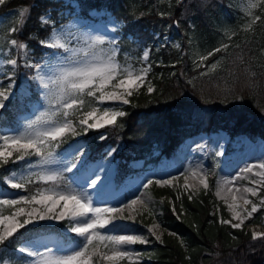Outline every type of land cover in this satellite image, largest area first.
I'll use <instances>...</instances> for the list:
<instances>
[{
	"label": "snow or ice",
	"instance_id": "6c2138e0",
	"mask_svg": "<svg viewBox=\"0 0 264 264\" xmlns=\"http://www.w3.org/2000/svg\"><path fill=\"white\" fill-rule=\"evenodd\" d=\"M6 2L0 0V6ZM178 2L183 3V0ZM202 2L206 4L207 0ZM260 4H264V0H247L244 5L243 11L248 21L243 27L244 31L251 30L264 18V13H254ZM69 7L70 15L75 14L76 7ZM97 11L90 9L89 13L95 14ZM18 15L17 26L8 29L4 37L9 51L4 53L6 58L0 59V77L8 83L5 85L0 79V110L6 111L5 102L15 95L13 90L19 65L17 58L10 55L11 49H15L23 58V67L33 70L34 74L28 79L35 85L37 101L31 115L24 117L18 127L0 126V167L10 162H25L20 170L12 169L4 177L7 189L17 192L11 196L7 192L0 194V247L7 248L6 241L26 226L35 227L40 222H66V233H72L75 237L65 236L67 246L53 242L46 244L41 251L31 242H25L15 251L31 259L17 261L16 264H122L125 260L128 264H139L138 257L142 254L131 250L130 246L148 244L150 241L137 234H117L121 226L114 221H134V216L141 214V210L153 214L150 198L143 199L141 193L123 203H109L105 198V189L111 175L110 165L101 163L93 166L84 143L70 144L63 152L57 150L67 143L68 137L75 138L87 135L90 130L117 126L119 118L127 113L114 105L130 104V98L146 86L151 71V65L146 62L151 50L142 51L138 58L142 66L137 68L127 53L121 62L119 41L116 36L108 34L107 26L99 34L96 29L86 30V26L74 18L68 25L58 28L47 14L40 17V22L42 26L50 27V32L39 43L51 51L45 52L40 61L33 62L28 59V44L10 38L22 32L30 9L24 8ZM109 23L110 31L117 32L118 22L109 18ZM226 34L231 39L234 33ZM228 47L225 43L201 56L200 63H196L195 67H204V61L226 51ZM218 63L212 64L202 75L214 71ZM146 90L149 94L155 91L150 82ZM3 114L0 111V116ZM97 139L102 141L107 136L101 134ZM115 152V148L109 149L107 156L111 157ZM216 155L221 156L223 152L217 151ZM256 168L259 171H254ZM241 172L260 177L259 181L251 183L264 186V162L247 165ZM182 175L186 189L189 187V175L198 179L205 190L209 187L207 172L186 169ZM237 178L242 177L219 181L216 190L217 197L223 200L231 217L227 220L221 218L220 223L232 229H242L245 222L264 207V197L256 204L246 195L238 196L240 188L233 191L232 186ZM179 179L180 176L175 175L169 179L146 178L140 187L148 189L153 184L173 186ZM33 184L39 186L30 190L28 186ZM242 192L258 195L257 189L252 187H244ZM5 209L12 211L6 215ZM159 229L160 225L155 223L148 228L156 241H161ZM251 239L264 242V232L254 230ZM10 259L0 254V264H10Z\"/></svg>",
	"mask_w": 264,
	"mask_h": 264
},
{
	"label": "trees",
	"instance_id": "16d2710c",
	"mask_svg": "<svg viewBox=\"0 0 264 264\" xmlns=\"http://www.w3.org/2000/svg\"><path fill=\"white\" fill-rule=\"evenodd\" d=\"M75 1L84 15L93 7L105 6L121 19L119 43L123 49L133 45L138 51L146 45L152 49L148 77L155 91L149 94L146 84L130 98V104L121 107L127 115L119 118L117 126L90 130L85 135H94L89 140L94 152H101L107 145L121 146L117 153L119 176L131 170L130 159L149 151L153 144H159L161 152L169 153L184 136L201 131L224 129L230 136L245 134L251 139L264 140V18L249 31L234 32L229 47L223 51L222 64L208 75L194 74L189 82L184 78L194 63L189 46L192 44V50L199 46L197 50L205 55L224 44L221 29L234 17L232 9L228 8L227 13L224 9L229 0H207L206 4L202 0H183V3L178 0ZM59 5L57 0H7L0 6V14L30 9L22 32L13 38L28 44V59L32 57L33 62H38L48 51L39 41L47 37L50 27L42 26L40 17L47 11L55 12ZM222 12L223 18H220ZM261 13H264V4L258 8V15ZM166 25L172 29V36L185 44L183 54L171 57L169 43L158 42ZM183 61L188 65L184 69L180 68ZM31 91L35 95L33 85ZM21 104L17 97L7 101L6 111L0 110L4 113L0 116V125H14ZM101 133L107 139H97ZM12 165L10 162L0 167V178ZM208 183L207 190L201 189L195 194L190 191L177 194L168 186L153 187L156 193L168 194L159 215L166 234L161 241L152 238V244L147 247L153 264H264V242L252 241V233L244 227L232 229L220 223L218 214L223 207L212 191L213 180ZM260 213H264V208ZM64 223L26 226L6 241V250L14 251L22 240L41 229L62 234ZM17 261L20 260L16 258L10 263Z\"/></svg>",
	"mask_w": 264,
	"mask_h": 264
},
{
	"label": "rangeland",
	"instance_id": "374dc122",
	"mask_svg": "<svg viewBox=\"0 0 264 264\" xmlns=\"http://www.w3.org/2000/svg\"><path fill=\"white\" fill-rule=\"evenodd\" d=\"M57 1L60 3V5L57 7L55 12L50 13L49 11H47L43 14V15L50 14L51 19L55 21L56 27L59 28L61 25H68L70 20L74 18H78L80 24L86 26V30L96 29L99 30V34H102L105 26H107L109 28L108 34L116 36V38L119 41L120 31L123 21L121 19L116 18L114 14L111 12V10H109L107 7L105 6H102L100 8L94 7L91 9L98 10L97 13L91 14L88 11L86 15H83L77 1L75 0H57ZM246 3L247 0H229L225 3L226 4L224 6L225 12L226 13L228 12V8L232 9V15H234V17L233 20L229 22L225 28L224 25L221 29L225 35V39L223 40L224 44L231 43V39H229V36L226 33L232 34L238 31L239 29H243L245 23L248 22L243 11L244 5ZM69 5L76 7L75 14L70 15L71 9ZM258 8L254 10V13L257 15H258ZM21 10L23 9L19 8L18 10L14 9L9 13L7 12L5 14H0V59L6 58L4 56V53L6 51H9V46L6 40L4 39V37L8 32V29H10L13 26H16V24L18 23L19 21L18 13ZM219 17L223 18V12L220 14ZM109 18L118 22V31L115 33H112L110 31L111 24L109 23ZM171 30L172 29L166 25L164 34L162 36H158V33H156V36H158V42L169 43L168 44L170 46L169 52L171 53V57H173V54L184 53L182 49L185 44H181L179 40L174 38L172 36V33L170 32ZM10 38H13V36H11ZM155 45L157 46L163 44H155ZM191 45L192 44H190L189 46L190 47L189 55H191V57L193 58L194 63H192V71L187 70V73L186 72L184 73L185 80L189 82H191V77L194 74L204 73L205 71H207L208 67H210L214 63H217L218 61L219 63L217 64L216 67L217 69L222 64V60L224 58V52L222 51L213 58L209 59L208 61H204L203 62V64L205 65L204 67L196 68L195 64L200 63V57L203 56L204 53L197 50L199 46H197V49L192 50L193 47ZM119 46L121 49L119 56L121 62H123L124 55L125 53H127L128 56L132 58V62L135 67L139 68L140 66H142L138 58L142 55V51L145 49H149V47L142 46L140 48V51H138L137 47L133 45L127 48L128 50H132V51H128L126 49H123L120 44ZM135 50H137V52H135ZM150 50L151 51L149 55V60L146 63L151 65L150 62H151L152 49ZM50 51L51 50H48L46 52H50ZM10 55L16 57L18 60V65H20L19 66L20 68L18 67L16 70V87L13 90L15 92V95L13 96H16L17 100L22 104H21V109L17 113L16 123L12 126L0 125L5 128L18 127L23 122L24 117L31 115V110L36 106V101H37V97L33 95L30 87L32 85L35 87V85L32 83L31 80L28 79V77L34 74L33 70L26 67L21 68L22 66L21 64L24 63V60L17 53L15 49L10 50ZM19 59H21L20 62ZM29 60H32V57ZM187 66H188L187 63L183 61L182 64L180 65V68L184 69ZM28 70H30L31 72L27 73ZM0 79L3 78L0 77ZM148 82H149V77L148 80L146 81V84ZM3 83L7 85L8 81L6 79H3ZM104 106L105 105H101L100 107H104ZM114 106L121 109L123 105H114ZM199 134H205V135H200L199 136L200 138L199 137L196 138V135ZM203 136L206 137L204 138ZM92 138H95L94 135L87 137L85 135H80L75 138L68 137L67 143L62 144L61 148L58 149L57 151L63 152L64 149H67L70 144H75L77 142L84 143L88 149V156L90 159V163L93 166H96L101 163L105 165H110L111 175L105 189V198L108 200L109 203L112 204H116L118 202L123 203L132 198H135V196L140 195L141 193H143V197H142L143 199L148 200L150 198V208L153 214H149V212L141 210V214H136L134 216V221L133 219L114 221L115 224L121 226L120 229L117 231V234H125V233L137 234L146 237L150 241V243L148 244H137L130 246L131 250L142 254L138 257L139 264H153L152 258L150 257V254L147 251L148 250L147 247L150 244H152L153 241L152 238L154 237L151 236V234L148 232V228L151 227L154 223L159 224L160 229L158 234L161 235V239L166 234V230L164 229V227L160 222L159 215L161 214V205L163 203V200L166 198L168 199L167 196L168 194L167 195H163L162 193L159 194L154 192L153 190L154 186L157 187H166V186H159L153 184L148 189H144L140 187V185L142 184V182L146 180V178L169 179L173 175L180 176V179L178 181H175L173 186H168V187L173 189V191L176 192L177 194L184 191H190L192 194H195L199 190L204 189L203 186L199 183L198 179L193 178L191 175H189L188 177L189 187L186 189L184 187L185 179L182 173L186 169L196 170L194 166L197 165L199 171L207 172L208 180L210 179L213 180L212 191L216 196V198L219 200L220 202L219 205L223 207L222 212L219 211L218 214L219 220L221 218L225 220L231 219L230 213L227 211L226 205L224 204L223 200L219 199L216 195L217 183L219 181L233 179L234 177L240 176L242 178L235 179L234 185L232 186L234 189L233 191H235L237 187L241 189V193H237L238 196L240 194L246 195L250 200H252L253 203L256 204H259L260 199L264 197V186H261L260 184L251 183V181H259L260 177L254 176L252 173L241 172V169H243L246 165L259 164L264 161V141L261 138H256L254 140H251L250 138L244 135H236L234 137H230L227 134V132L223 129H218L216 131H212L209 133L200 132L192 136L183 138L181 142L168 153V155L166 153L160 154L161 146L159 144L158 145L153 144L150 147V150L143 157L135 158L130 162V167L132 168V170L128 171L127 174L124 176L118 175L117 150L111 157L107 156L108 150L112 148L116 149V147L112 145H108L107 147L103 148L101 152H94L89 142V140H91ZM217 151H222L223 155L217 156L216 155ZM24 163H25L24 161H20L18 164H14L10 166L8 171L12 169L20 170L21 166ZM254 171H259V169L256 168L254 169ZM7 173L4 174L2 178H0V194L7 192V194L11 196L16 194L17 190L7 189L6 184L3 182L4 177L5 175H7ZM38 186L39 185L33 184V185H29L28 187L30 190H34L35 187ZM244 187H252L257 189L258 195L251 196L250 194L243 193L242 189ZM93 198L95 199V195ZM248 208L250 210L251 205H249ZM262 208L264 207H261L260 210ZM260 210L257 213L253 214V218L247 220L245 222V225L243 226L251 233L254 230L257 232H264V213H260ZM11 211L12 209H5V214L6 215L9 214ZM127 215L128 213L125 212V216ZM254 218H258V220L252 221ZM21 219H23V217H21ZM40 224L55 225L59 223L40 222L36 226ZM65 224L66 222L61 227V232L63 235L60 234L58 231H44V229H41L40 231H36L35 233L26 237L24 240L20 242L19 245L24 244L25 242H31L35 247L39 248L41 251L44 250L46 244H51L53 242H58L59 245L61 246H67L68 241L65 239V236L67 235L69 237H73V238L75 237L74 234L72 233H66ZM141 245L144 246L141 248ZM0 254L5 255V258H11L10 261L16 258H18V260L20 261L31 259L26 256H21V254L15 251V249L14 251L10 249L6 250L5 247H0ZM10 255H12V257ZM122 264H128V261L125 260L122 262Z\"/></svg>",
	"mask_w": 264,
	"mask_h": 264
},
{
	"label": "bare ground",
	"instance_id": "6f19581e",
	"mask_svg": "<svg viewBox=\"0 0 264 264\" xmlns=\"http://www.w3.org/2000/svg\"><path fill=\"white\" fill-rule=\"evenodd\" d=\"M200 135H205V134H199V135H196V138L199 137ZM203 137H204V136H203ZM203 137H202V138H203ZM205 137H206V136H205ZM205 137H204V138H205ZM199 138H200V137H199ZM202 138H201V139H202ZM255 154H256V153H255ZM261 161H262V160H261ZM197 163H198V162H197ZM246 166H247V165H246ZM194 168H195L196 170H198V166H197V165H195ZM194 168H193V169H194ZM198 171H199V170H198ZM238 175H239V174H238ZM231 177H232V176H231ZM239 177H240V176H239ZM233 185H234V184H233ZM236 186H237V185H236ZM233 190H234V189H233ZM240 195H241V194H240Z\"/></svg>",
	"mask_w": 264,
	"mask_h": 264
}]
</instances>
